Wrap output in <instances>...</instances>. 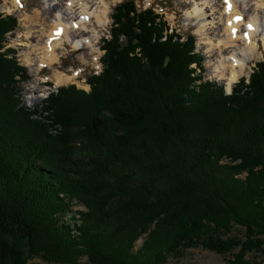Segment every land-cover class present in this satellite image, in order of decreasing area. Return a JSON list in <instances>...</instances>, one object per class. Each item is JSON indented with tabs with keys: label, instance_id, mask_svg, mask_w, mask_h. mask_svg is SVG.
I'll use <instances>...</instances> for the list:
<instances>
[{
	"label": "trees",
	"instance_id": "16d2710c",
	"mask_svg": "<svg viewBox=\"0 0 264 264\" xmlns=\"http://www.w3.org/2000/svg\"><path fill=\"white\" fill-rule=\"evenodd\" d=\"M112 10L89 90L32 109L5 44L18 20L0 13V264H165L200 246L263 264L246 253L264 259V61L227 94L192 33L134 0Z\"/></svg>",
	"mask_w": 264,
	"mask_h": 264
},
{
	"label": "rangeland",
	"instance_id": "374dc122",
	"mask_svg": "<svg viewBox=\"0 0 264 264\" xmlns=\"http://www.w3.org/2000/svg\"><path fill=\"white\" fill-rule=\"evenodd\" d=\"M121 1L122 0L110 1L111 13L113 11V6ZM21 2L22 5L18 7L14 3V0H0V13L2 12L3 15H15L18 20L16 28H14V30L11 31L5 38V44L6 47H12L13 49H15L14 52L17 59L22 63V65L27 66L28 68V80L26 79L24 82H21L19 84V88H21V92L19 93L21 94L23 102L26 103V106L30 108H32L34 105L39 104L41 93L43 95V93L47 90L46 86L48 85L46 82H50L51 84L54 83V85H56V81L53 78L56 70L76 76L73 80L69 81V83H66L67 85L75 84L78 88L81 87L82 89L87 90L88 86L84 84L87 76L91 73L98 72L102 67V64H100L99 61V57L102 53H104V51L101 50L102 38L109 37V28L110 26H112L111 17L109 18L107 26L99 31L101 32L99 34L100 39L98 38L101 53H99L97 59H95L94 55L90 53V49H84L83 52L72 51L73 47L69 43H66V48L64 50L58 49L57 51L59 55V61L54 66L43 64L42 70H40V73H37L38 71H36V69L40 68V65L42 63L41 60L44 56L43 49L46 46L38 40L33 39L31 36V34H34L33 32L41 29L40 24L42 23L37 22L36 24L38 25H35L32 29H30L29 26L31 25L30 23L35 15L36 10H40L41 14H46L44 12V10L46 9L44 8L49 5H47V2H45V0H21ZM55 2H59V0L52 1L53 4H55ZM135 2L138 3L139 7L141 8L152 6L155 11L163 13V19L166 20L168 26H170L171 29H176V31L178 30L180 34L185 35L186 33L192 31V33H194L195 35L194 39L197 41L196 50L202 53L204 56L202 61V65L205 68L202 73L204 79L217 81L219 84H226V87L227 85H229L228 80L221 79L219 78V76H217V71L221 70V68L219 67L221 59L217 58V61L213 60V58L210 57V53L208 52L209 48H207L212 45L218 46L216 39L220 37V33L216 35V37L211 34L213 28L217 27V24L212 21V18H206V22L208 23L207 26L204 28H202L201 26V18L204 14H211L210 9H214L215 14L218 15L216 6L207 3L211 2V0H135ZM259 2L260 5H263L262 0L238 1L239 8L242 12L248 11L250 6L253 4H255L256 9H259ZM248 3L250 4L249 6ZM196 5L202 7V10L200 12L205 11L199 17L200 20H198V18H194L192 15ZM222 6L223 5L219 7L222 8ZM262 9L264 8H261V10ZM250 12L251 11L246 12L245 16L247 17V20H250ZM51 17L52 16H50V19ZM41 19H43V17ZM49 23L50 22L47 23V27ZM31 30L33 32H31ZM219 30L221 31V27ZM259 45L260 50L258 51V57L250 61L247 72L243 73L244 76H248L249 73L253 71L252 68L257 60H264L263 40L260 39ZM228 69H230V65L226 67V70ZM240 77H238L237 80ZM34 86L37 87L36 92H34ZM227 90H229L228 87ZM57 131L58 130H52V132ZM73 210V212H75L73 217L67 215L66 220L74 218L73 221L76 220L78 224L80 220L78 218L79 215L76 214V211L79 210L83 212L86 209L82 206H76ZM234 231L238 234V236L244 235L243 229L239 228V226L235 227ZM141 241L142 239L139 238L137 241L139 242L138 244L141 245ZM234 251L236 252L237 249ZM246 254L248 259L254 257L255 260L262 261L264 264V259H262L263 256L260 253L251 251L247 252ZM228 256V253L220 254L216 251L205 249L204 247L200 246L186 250L184 256L179 259L170 257V259L167 260L165 264H222L223 262H227Z\"/></svg>",
	"mask_w": 264,
	"mask_h": 264
},
{
	"label": "bare ground",
	"instance_id": "6f19581e",
	"mask_svg": "<svg viewBox=\"0 0 264 264\" xmlns=\"http://www.w3.org/2000/svg\"><path fill=\"white\" fill-rule=\"evenodd\" d=\"M52 1L54 0H45L49 5L44 8L47 15L36 10L31 25L29 24V28L32 29L38 25L37 22L42 23L41 29L35 32L31 30L35 34L31 36L46 46L43 49L44 56L40 68L36 69L37 73H40L43 64L54 66L59 61L57 51L64 50L66 43L73 47L72 51L83 52L84 49H90V53L97 59L101 53L99 48L101 32L99 31L107 26L110 18L111 0H59L55 4ZM238 1L240 0H211L207 3L216 6L218 15L215 14L214 9H210L211 14H204L201 18L202 28L208 24L206 18H212V21L217 24L211 34L216 37L220 33V37L216 39L218 46L212 45L207 48L213 60L221 59L219 65L221 70L217 71V76L228 80V89L233 86L238 77L247 72L250 61L258 57L260 39L263 40L264 46V9L261 10L264 8V0H262L263 5L259 2V9L255 8V4L250 6L248 9L251 11L250 20H247L245 16L248 11L242 12ZM14 3L18 7L22 5L21 0H14ZM221 5H223L222 8L219 7ZM201 10L202 7L196 5L192 13L193 17L200 20L199 17L205 12H200ZM50 16H52L51 19ZM48 22L50 23L47 27ZM228 65L230 69L226 70ZM75 77L57 70L53 75L57 86L65 85ZM34 88L36 92L37 87L34 86Z\"/></svg>",
	"mask_w": 264,
	"mask_h": 264
}]
</instances>
